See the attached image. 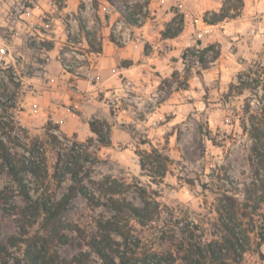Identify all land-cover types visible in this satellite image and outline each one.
I'll return each mask as SVG.
<instances>
[{"label": "rangeland", "instance_id": "obj_1", "mask_svg": "<svg viewBox=\"0 0 264 264\" xmlns=\"http://www.w3.org/2000/svg\"><path fill=\"white\" fill-rule=\"evenodd\" d=\"M241 1L235 19L207 25L204 17L210 21L212 16L206 14L218 12L225 0H99L97 11L92 0H0V97L22 94L13 110L24 130L18 133L29 144L42 142L45 186L58 199L72 185L69 175L60 183L52 178L58 155L59 168L70 167L96 182H113L112 192L92 187L93 203L79 194L68 202L56 225L60 237L46 246L50 253L66 261L84 254L88 264H107L96 250L115 264H187L197 258L198 246L225 236L211 192L221 185L217 176L228 177L240 189L251 178V143L240 128L246 94L225 95L237 74L264 54V0ZM123 12L132 14L133 23ZM180 15L182 33L165 39L166 26ZM105 37L124 57L96 68L87 40L99 50ZM49 45L60 63L52 64L57 72L51 77L45 69ZM192 46H212L205 66L181 59ZM217 50L219 57L213 61ZM121 68L128 71L117 75ZM65 71L69 77L63 79ZM78 81L88 87L76 91ZM56 86L70 97L71 103L65 102L71 112L92 111L108 125L109 135L104 130L103 138L109 145H101L90 129L79 127L76 139L66 136L46 118L39 93H51ZM73 142L86 152H68ZM151 148L170 160L164 177L152 173L161 171L162 158H148L145 152ZM13 150L23 154L20 148ZM75 161L79 168L70 165ZM140 162L147 164L146 170ZM12 183L9 171L0 166V190ZM31 188L33 197L41 191L36 185ZM237 197L241 200L242 193ZM112 200L134 206L141 217L126 213L115 229ZM13 204L23 207L25 202L16 194L7 205L0 204V243L50 234L35 224L25 227L24 236L19 216L1 210ZM261 209L264 214V204ZM243 242L245 252L228 264H264V245L257 246L254 234ZM25 248L21 244L12 249L18 258L14 264H24Z\"/></svg>", "mask_w": 264, "mask_h": 264}, {"label": "trees", "instance_id": "obj_2", "mask_svg": "<svg viewBox=\"0 0 264 264\" xmlns=\"http://www.w3.org/2000/svg\"><path fill=\"white\" fill-rule=\"evenodd\" d=\"M94 10H98V1L92 0ZM241 0H225L224 4L218 12L207 13L212 19L209 21L204 17L203 22L207 25H215L225 19H235L239 13L237 2ZM146 11L148 9L146 8ZM129 24L132 14L123 12ZM175 26V28H174ZM184 28V19L180 15L178 19L172 21L166 26L162 36L165 39H173L180 35ZM90 52L100 53V49L96 50L93 44L87 40ZM197 45H200L199 43ZM212 46L200 49L197 46L185 48L181 54V59L186 64L192 66H205L207 53ZM53 50V46L49 45L47 51ZM220 52L217 50L211 59L217 60ZM258 60L252 61L247 67L240 71L236 76V81L228 87L226 98L233 96H243L244 106L242 109L243 117L240 119V128L251 143V178L247 183L242 184L240 189L238 184L217 176L220 181V187L211 190L216 195V214L218 216V227L223 231L225 236L221 240H213L204 247L198 246L197 258L189 260L187 264H228L231 257L242 255L245 252V243L243 241L249 239L250 234H254L257 239V246L264 245V214L262 205L264 204V54L259 56ZM200 68V67H199ZM197 74L201 76L200 71ZM22 79L17 83L21 84ZM19 92H15L9 97H0V166L9 171L13 179V183L6 185L0 190V204L4 205L14 198L17 194L23 198L25 205L23 207L15 204L9 205V208H2V211L19 216L22 221L23 235H28L25 227L39 224L40 229L48 233L47 236L34 235L26 238H12L6 244L0 243V264L17 263L15 252L12 249H19L21 244L26 246L23 257L24 264H88L86 255L80 254L79 257L70 261L62 260L56 254L50 253L47 244L50 240L60 237L57 231V224L60 221V214L65 209L68 202L77 194L83 196L88 202L93 203L95 199L92 187L98 186L106 191H113V182L109 178H105L100 182L93 181L89 176L80 174V172L72 170L70 167L59 168L62 158L58 155L57 164L54 169L52 178L57 182H62L65 175H69L72 185L69 186L67 192L62 194L60 198H55L49 189L45 186V180L48 177L45 160V148L39 140H33L30 144L25 142L27 136H21L18 132H23V128L17 124L13 110H16L18 104ZM89 129L99 139L103 146L109 145V141L105 142L103 131L109 135V127L106 123H101L93 118L88 123ZM66 137V136H64ZM76 139V136H72ZM108 137V136H107ZM54 141L60 140L52 135ZM82 144L73 142L68 152L71 154L77 152L84 153L81 148ZM20 148L23 154L13 149ZM69 153V157L72 155ZM150 158L157 155L162 158L160 162V170L152 172L164 177L167 171V165L170 162L167 156H162L155 148H151L150 153L145 152ZM41 160V161H40ZM88 161V160H87ZM70 165L79 168L78 162ZM141 168L146 170L147 164L140 162ZM61 171V174L59 172ZM32 182H31V180ZM33 182H35L33 184ZM88 186L87 185V183ZM41 188L40 193L33 197L32 186ZM45 186V187H44ZM203 189L206 186L203 185ZM35 191V190H34ZM37 191V190H36ZM242 193L243 198L240 200L237 196ZM112 210L115 213L116 223L115 229H118V223L124 218L126 213L131 216L140 218L141 211L134 206L126 205L124 201L112 200ZM39 220L41 222H39ZM95 250V244H91ZM99 257L106 261L107 264H115V262L104 254L101 250H96ZM13 255V256H12ZM12 261V262H11ZM14 261V262H13ZM156 264H161L159 260ZM231 264V263H230Z\"/></svg>", "mask_w": 264, "mask_h": 264}, {"label": "crops", "instance_id": "obj_3", "mask_svg": "<svg viewBox=\"0 0 264 264\" xmlns=\"http://www.w3.org/2000/svg\"><path fill=\"white\" fill-rule=\"evenodd\" d=\"M100 53H94L90 52V54H94L95 60H96V68H99L100 63L107 61V62H115L116 58L118 56L124 57L123 54L120 52L122 49H120L117 45L111 42L110 39L108 38H102V44L100 48ZM53 50L49 51V54L52 53ZM117 56V57H116ZM49 63L45 65L46 69V74L48 76H52L51 74H56L57 68L52 64H59L60 63L56 60V58L50 54V58L48 60ZM52 67V68H51ZM61 67V66H60ZM62 68V67H61ZM64 71V69L62 68ZM62 71V73H63ZM128 69L126 68H121V69H116L115 73L117 75L121 73L127 72ZM66 72V71H65ZM61 77L63 79L68 78L69 74H62ZM78 84L76 85V91H79L81 89L87 88V83L82 84L80 81L77 82ZM62 84L65 85V81L62 82ZM91 87H95V85H91ZM63 89V87H61ZM61 88L56 86L55 91H52L51 89H46L43 92L39 93V99L41 101L40 107L44 110V114L46 115V118L49 121H52L54 124L58 126V128L62 131V133L66 136L69 135H77L78 134V128L80 127L81 130L85 131L89 129V120L91 118H95V113L90 111H82L81 113H74L71 112L70 109L66 107V100L70 101V97L65 96L64 92H61ZM53 95V96H52ZM58 97L60 100H55ZM62 100V101H61ZM76 119L74 121V119Z\"/></svg>", "mask_w": 264, "mask_h": 264}, {"label": "built area", "instance_id": "obj_4", "mask_svg": "<svg viewBox=\"0 0 264 264\" xmlns=\"http://www.w3.org/2000/svg\"><path fill=\"white\" fill-rule=\"evenodd\" d=\"M138 17H141V16H140V15H137V18H138ZM137 22L140 23V20H137Z\"/></svg>", "mask_w": 264, "mask_h": 264}]
</instances>
